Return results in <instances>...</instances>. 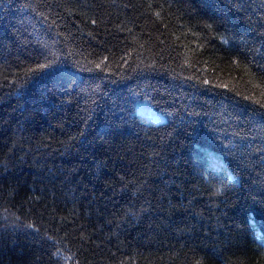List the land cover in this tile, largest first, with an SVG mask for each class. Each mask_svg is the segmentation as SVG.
Returning <instances> with one entry per match:
<instances>
[{
    "label": "trees",
    "instance_id": "obj_1",
    "mask_svg": "<svg viewBox=\"0 0 264 264\" xmlns=\"http://www.w3.org/2000/svg\"><path fill=\"white\" fill-rule=\"evenodd\" d=\"M0 264H264V0H0Z\"/></svg>",
    "mask_w": 264,
    "mask_h": 264
},
{
    "label": "rangeland",
    "instance_id": "obj_2",
    "mask_svg": "<svg viewBox=\"0 0 264 264\" xmlns=\"http://www.w3.org/2000/svg\"><path fill=\"white\" fill-rule=\"evenodd\" d=\"M138 110L140 114L150 123L159 124L164 121V117L149 108L146 103L140 104Z\"/></svg>",
    "mask_w": 264,
    "mask_h": 264
},
{
    "label": "snow or ice",
    "instance_id": "obj_3",
    "mask_svg": "<svg viewBox=\"0 0 264 264\" xmlns=\"http://www.w3.org/2000/svg\"><path fill=\"white\" fill-rule=\"evenodd\" d=\"M41 67H45V65H41Z\"/></svg>",
    "mask_w": 264,
    "mask_h": 264
}]
</instances>
